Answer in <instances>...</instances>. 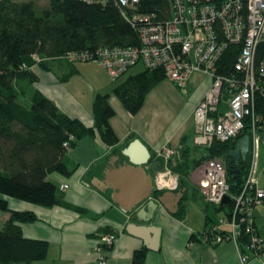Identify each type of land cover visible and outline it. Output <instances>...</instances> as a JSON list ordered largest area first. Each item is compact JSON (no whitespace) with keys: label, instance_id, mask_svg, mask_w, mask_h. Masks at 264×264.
I'll return each mask as SVG.
<instances>
[{"label":"trees","instance_id":"16d2710c","mask_svg":"<svg viewBox=\"0 0 264 264\" xmlns=\"http://www.w3.org/2000/svg\"><path fill=\"white\" fill-rule=\"evenodd\" d=\"M170 11L169 0H140L134 11L124 9L117 0L99 3L51 0L49 7L41 12L30 1L0 0V211L10 213L0 227V264L44 261L49 247L47 241L24 236L20 224L34 223L37 217L31 212L10 210L6 198L46 208H71L64 201L63 190L48 179L49 174L56 172L66 177L72 174L68 154L84 137H95L98 133L109 146L120 142L111 125V119L116 116L110 103L111 95L135 116L144 107L151 88L167 76L163 68L145 69L119 82L111 94L97 95L93 105L94 127L68 116L40 91L34 93L29 103L21 101L26 89L20 82L34 84L38 80L32 71L35 66L47 68V59L59 58L70 51L139 46V32L124 12L129 16L136 12L150 13L158 20H166ZM239 50V46H230L225 51L217 65L219 74L237 76L234 66ZM263 59L264 43L258 48L256 61L259 63ZM255 112L264 118V103L259 97ZM250 122L238 139L249 134ZM235 146L234 139L216 141L210 147H203L205 155L197 159L190 158V152L186 150L183 166L190 168L191 173L204 160L221 158L229 169L228 155ZM248 165L249 155L246 162L233 167L241 170L235 179L228 174L232 195L241 190ZM183 166L181 172L185 169ZM229 207L232 208V203ZM250 237L247 220L240 228L242 251H245ZM147 252L146 247L136 250L133 264H144Z\"/></svg>","mask_w":264,"mask_h":264},{"label":"crops","instance_id":"0c3cea01","mask_svg":"<svg viewBox=\"0 0 264 264\" xmlns=\"http://www.w3.org/2000/svg\"><path fill=\"white\" fill-rule=\"evenodd\" d=\"M45 62L47 68L37 65L32 69L38 79L34 84L20 82L26 89V95L21 96L24 102L29 103L34 93L40 91L65 114L81 120L88 127H94L95 98L99 94H111L119 82L113 80L107 70L97 62L71 64L59 58L47 59ZM130 72L131 70L124 76L125 79L139 73ZM170 82L177 89V97L185 100L183 105H179V99L171 96L172 103H177L175 108L172 107L175 103L163 105V102L157 103V99L153 102V94L147 96L144 107L134 116L125 110L117 97L111 95L110 103L116 110L111 125L120 142L109 146L98 133L95 137H84L68 154L70 167L73 168L72 174L66 177L54 172L48 176L60 188L68 185L63 194L64 201L71 208H46L6 198L10 210L31 212L37 217L34 223L20 224L24 236L44 240L49 244L47 258L33 264H133L134 252L145 247L146 241L151 243L158 236L159 249L152 251L147 248L144 264H242L234 242L212 246L203 241L206 230L217 223L220 217L227 216L228 209L207 202L192 180L181 190L172 191L178 193L184 190L176 214L169 211L173 197H164L156 211L158 216L149 221L136 218L143 205L134 212H126L113 201V189H104L106 172L127 160L121 153L135 139H140L152 155L148 172L156 171L157 167H152L164 162L159 155L166 147L175 148L181 154L194 146V110L209 90L212 78L204 74H194L185 92ZM190 93H193L191 100L187 97ZM263 151L264 144L261 145L260 158L262 173ZM157 179L155 178L156 196H161L169 190L158 189ZM123 184L124 180L120 175L112 181L116 188ZM262 187L264 188L263 185ZM134 195L135 192L128 194V197ZM74 208L84 211L79 212ZM9 216V212L0 213V226ZM255 216L258 232L264 236V203L256 208ZM141 218L150 219L149 212H142ZM131 225L139 227L140 236L147 240L130 234L128 227ZM108 231L118 233V239L110 248H102L101 251L100 237ZM103 257L105 263L101 260ZM246 264L264 263L252 257Z\"/></svg>","mask_w":264,"mask_h":264},{"label":"built area","instance_id":"2783aa9c","mask_svg":"<svg viewBox=\"0 0 264 264\" xmlns=\"http://www.w3.org/2000/svg\"><path fill=\"white\" fill-rule=\"evenodd\" d=\"M99 3L105 0H83ZM125 9L135 10L140 0H117ZM170 16L158 20L155 14L133 13L124 16L140 35L136 47H100L95 50L70 51L59 59L70 63L95 61L113 79H120L142 64L145 69L163 68L167 78L179 89H186L194 74L212 78V84L194 111L195 144L210 147L216 141L238 139L249 123V165L241 190L231 194L227 164L221 158L204 160L191 173V180L210 204L220 206L226 197L230 202L228 216L222 217L210 230L211 242L237 241L242 223L248 220L251 237L245 248L264 262V238L254 227V207L262 203L264 188L260 180L261 144L264 142V118L255 112L258 97L264 103V59L257 63L258 48L264 43V0H169ZM230 46H239L234 66L237 76L217 72L219 60ZM37 61L41 59L34 57ZM68 145L67 143L65 144ZM174 150L160 152L163 170L157 175L160 190L176 191L177 177L168 169ZM68 189V185L61 190ZM232 203V208L229 207ZM247 219V220H246ZM115 231L101 235L102 248L117 240ZM209 237V236H207ZM261 237V238H260ZM242 264L248 255L240 250ZM105 263L104 257L101 258Z\"/></svg>","mask_w":264,"mask_h":264},{"label":"water","instance_id":"95a60500","mask_svg":"<svg viewBox=\"0 0 264 264\" xmlns=\"http://www.w3.org/2000/svg\"><path fill=\"white\" fill-rule=\"evenodd\" d=\"M234 143L236 144L235 150L228 155V162L231 165V168L228 169V173L233 177V179L241 173L240 169H234L233 167H238L241 160L246 159L250 152V136L245 135L240 139H235ZM121 156H124L127 160L117 168H110L109 171L106 172L103 183L105 186L104 189H113V201L126 212H134L136 208L143 205V209L136 214V218L138 220L149 221L158 216L156 211L158 210L159 203L163 202L164 197L167 198L168 196H171L174 201L171 203L169 211L172 214H176L179 202L183 198L184 190L178 193L168 191L161 196H156L157 190L155 178L163 170V163H157L152 167H157L156 171H147L148 165L152 160V155L140 139H135L132 143H130L129 146L122 151ZM117 175L122 176V180H124V184L119 188L112 185V181L115 180ZM133 192H135V195L128 197V194H132ZM229 202L230 198L226 197L223 200L221 207L225 206ZM146 210L149 212L150 219L141 218L142 212L144 213ZM128 232L141 237L145 241L147 240L144 236H140L141 231L139 227L135 225L129 226ZM159 244L160 238L158 236L151 243L146 241L145 247L149 250L156 251L159 249Z\"/></svg>","mask_w":264,"mask_h":264},{"label":"rangeland","instance_id":"374dc122","mask_svg":"<svg viewBox=\"0 0 264 264\" xmlns=\"http://www.w3.org/2000/svg\"><path fill=\"white\" fill-rule=\"evenodd\" d=\"M18 1H21V2H28V1H30V2H33L34 4H35V6H36V9L38 10V11H43L44 9H46V8H48L49 7V3H50V1L51 0H18ZM38 57V56H37ZM46 60V59H45ZM62 60V59H61ZM62 61H64V62H67V61H65V60H62ZM92 62H95V61H92ZM67 63H70V62H67ZM78 63H82V62H78ZM71 64H76V63H71ZM99 64V63H98ZM143 70H145V67L142 65V64H138L137 66H135L133 69H131V72H130V74H132V73H137V72H142ZM128 73V72H127ZM127 73H126V75H127ZM110 75V74H109ZM113 79V78H112ZM123 79H125L124 78V76H123V78L121 77L120 79H113V80H116V81H118V82H121V81H123ZM181 91L182 92H185L186 91V89H181ZM153 94H155L154 95V97L151 99L153 102H154V100H155V102L158 100V102L157 103H160V102H163V105H173L175 102H173L172 103V98H171V96H175L176 98H178L179 99V105H180V103H182V105H183V103H184V98H181V97H177V89L174 87V86H172V83L169 81V79L168 78H166L165 80H163L162 82H160V83H158L155 87H152L151 88V90L149 91V93H148V95H150V96H152ZM114 96V95H113ZM188 99L189 100H191L192 99V97H193V93H190V94H188ZM171 98V99H170ZM157 99V100H156ZM187 99V100H188ZM20 100L21 101H24V99H22V98H20ZM166 101H168L169 103H167ZM177 103H175L172 107H174L175 108V105H176ZM195 111V110H194ZM235 140V139H234ZM194 143H195V138H194ZM264 144V142H262V144L261 145H263ZM170 147V146H169ZM199 147H201V146H198V145H196V144H194V146L192 147V148H190L189 149V152H190V158H193V159H197V158H200L201 156H203V155H205V151H204V148L203 147H201V148H199ZM172 150H174V155L172 156V157H170L169 158V161H168V169L170 170V173H171V176L172 177H177L178 178V182H179V187L177 188V190L179 191V190H181L182 189V187H184V186H187L189 183H190V181H191V173L193 172V170L191 171V173L189 172L190 170V168L189 169H187V166H183V163H184V161H185V159H186V157H185V155H184V152H182L181 154H178V150L177 149H175V148H172V147H170ZM262 156H263V159H264V151L262 152ZM260 158H261V154H260ZM161 159V158H160ZM161 161H162V159H161ZM182 166L186 169H183L182 170V172L180 171V169L182 168ZM261 172V171H260ZM229 174V173H228ZM262 176V177H261ZM260 178H261V183H262V185L264 186V172L262 173H260ZM170 191V190H169ZM262 203H260V204H258L257 206H255L254 207V211H253V218H254V227H255V229H256V232L259 234V232H258V228H257V225H256V216H255V213H256V208L259 206V205H261ZM216 206V205H215ZM263 207V206H262ZM0 213H4L3 211H0ZM228 216V215H227ZM220 219H222L221 217H220ZM219 219V220H220ZM218 220V221H219ZM216 224V223H215ZM214 224V225H215ZM214 225H212L211 227H209L207 230H206V232L203 234V241L205 242V243H209L210 245H212V246H218L219 244H221V243H223V242H228V241H232V242H234L236 245H237V248H238V252H239V254H240V250H242V247L239 245V238H238V240L237 241H233V240H224V241H221V242H216V243H212L211 241V236L210 235H208V233L210 232V230L212 229V227L214 226ZM1 227V226H0ZM117 235H118V233H117ZM260 235V234H259ZM207 236H209V237H207ZM262 236V235H261ZM261 238V237H260ZM262 238H264V236H262ZM117 239H118V237H117ZM105 249H107V248H105ZM243 250H245V251H242L243 252V254L244 255H248V254H250V255H248V260H250L252 257L254 258V255L255 254H252V252L251 253H248V252H250V250L248 251L245 247H244V249ZM241 258V257H240ZM256 259V258H255ZM242 262V261H241ZM264 263V262H263Z\"/></svg>","mask_w":264,"mask_h":264},{"label":"flooded vegetation","instance_id":"af4514ba","mask_svg":"<svg viewBox=\"0 0 264 264\" xmlns=\"http://www.w3.org/2000/svg\"><path fill=\"white\" fill-rule=\"evenodd\" d=\"M249 155V154H248ZM247 159H248V156H247V158L246 159H244V160H241V162H240V165L243 163V162H246L247 161Z\"/></svg>","mask_w":264,"mask_h":264}]
</instances>
